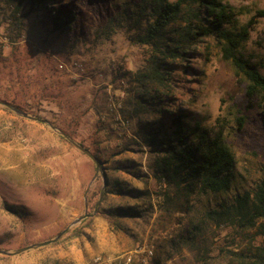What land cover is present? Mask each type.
Here are the masks:
<instances>
[{
  "label": "rangeland",
  "instance_id": "374dc122",
  "mask_svg": "<svg viewBox=\"0 0 264 264\" xmlns=\"http://www.w3.org/2000/svg\"><path fill=\"white\" fill-rule=\"evenodd\" d=\"M16 1L0 0V37L8 39L0 42V101L50 122L98 156L102 173L96 175L92 159L59 132L0 105V251L14 253L66 231L46 247L0 254V264L26 254L42 261L44 252L53 256L85 245L113 263L131 254L134 264H240L232 254L249 257L261 247L257 228L241 231L207 215L215 201L253 189L264 166L261 110L245 103L250 82L225 58L219 42L201 38L200 52L183 63L192 71L178 70L172 86L175 108L182 104L190 126L226 128L237 182L230 194L213 197L188 193L184 184L160 185L157 158L141 142L142 129L159 118L148 101L171 94L138 81L155 55L134 43L141 26H133L140 0L117 8L75 0L78 22L68 36L54 33L43 15L24 17L26 5L16 13ZM220 1L234 14L233 24L225 27L235 36L247 31L237 54L264 76V17L259 16L264 0ZM157 55L168 64L182 63ZM62 63L81 67L61 71ZM126 121L130 127L123 125ZM117 183L125 191L117 192ZM126 189L146 195L132 196ZM122 207L139 208L143 216H109Z\"/></svg>",
  "mask_w": 264,
  "mask_h": 264
},
{
  "label": "trees",
  "instance_id": "16d2710c",
  "mask_svg": "<svg viewBox=\"0 0 264 264\" xmlns=\"http://www.w3.org/2000/svg\"><path fill=\"white\" fill-rule=\"evenodd\" d=\"M75 0H17L13 9L20 13L28 6V13L43 15L54 33L68 36L78 22ZM101 5L115 8L124 5L127 0H89ZM133 26L141 22L139 33L134 37V43L150 48L155 55L149 59L145 71L141 72L139 82L150 83L163 88L161 96L152 97L147 106L159 118L147 124L141 133V142L150 148L156 156L155 178L160 185L173 182L179 187L184 184L188 193L198 192L213 197L230 194L237 182L236 160L226 144V128L219 124L211 130L202 129L198 124L190 126L187 120L189 114L174 102L172 89L174 76L178 70L183 74L191 72L188 62L189 55L200 52V42L203 37H214L222 46L226 59H231L236 68L248 79L245 103L261 110V127L264 130V76L248 61L237 54L241 41L247 31L235 36L225 26L234 22L233 12L224 6L220 0H140L136 10ZM264 17V12L259 13ZM197 22V23H194ZM182 62L175 65L161 61L158 57ZM181 68V69H179ZM182 70V71H181ZM184 98H187L183 92ZM144 100H140L141 107ZM6 110L8 108L4 107ZM176 110V111H174ZM178 112V113H175ZM244 119H239V127L243 128ZM99 159V157L97 156ZM100 162V159H99ZM101 164V162H100ZM262 178L251 190L238 193L231 199L215 201V207L207 215L219 222H228L247 231L257 228L263 237V244L248 256L237 257L240 264H264V166ZM138 176L137 174H135ZM117 183V192L125 191ZM132 196H144L136 190L126 189ZM105 195V191L103 192ZM111 218H140L143 211L135 207H122L109 211ZM121 229L120 226H118ZM60 241L53 245L59 244Z\"/></svg>",
  "mask_w": 264,
  "mask_h": 264
},
{
  "label": "crops",
  "instance_id": "0c3cea01",
  "mask_svg": "<svg viewBox=\"0 0 264 264\" xmlns=\"http://www.w3.org/2000/svg\"><path fill=\"white\" fill-rule=\"evenodd\" d=\"M98 254L99 252L94 251L89 245H85L84 247L80 248L71 246L64 249L57 255L51 256V252L39 254L40 257H43L42 261H36L35 255L26 254L17 259H13L11 264H94V259L100 257ZM122 257L117 258V260L121 259ZM102 259L104 260L103 264H117L119 262L114 261L115 263H113V259H106L104 257ZM5 262L8 263V261Z\"/></svg>",
  "mask_w": 264,
  "mask_h": 264
},
{
  "label": "water",
  "instance_id": "95a60500",
  "mask_svg": "<svg viewBox=\"0 0 264 264\" xmlns=\"http://www.w3.org/2000/svg\"><path fill=\"white\" fill-rule=\"evenodd\" d=\"M0 105L10 109L11 111L15 112L17 115H20L22 117H25V118H28L30 120H33V121H36V122H39V123H42V124H46L48 125L53 131H56V132H59L65 139H67L72 145H74L77 149H79L82 153H84L85 155H87L88 157H90L92 159V161L96 164V175H98L99 173H102V169H101V166H100V163H99V159L94 156L88 149H86L85 147L79 145L78 143H76L73 139H71L68 135H66L65 133L63 132H60L57 127H55L54 125H52L50 122L46 121V120H43V119H38V118H33V117H30L28 116L25 112H23L20 108L18 107H15L11 104H8V103H5V102H1L0 101ZM101 202V201H100ZM100 202L98 204H100ZM98 208V206H97ZM85 218H87V216H84L82 217L81 219L77 220L76 222H74L72 226L74 225H77L79 222H81L82 220H84ZM66 233V231L60 233L54 240H51V241H47V242H44V243H39V244H35V245H31V246H28V247H25V248H22V249H19L17 250L16 252L14 253H9L7 251H0V254L2 255H20L22 253H25L27 251H30V250H33V249H36V248H42V247H46L52 243H54L55 241L59 240L64 234Z\"/></svg>",
  "mask_w": 264,
  "mask_h": 264
},
{
  "label": "built area",
  "instance_id": "2783aa9c",
  "mask_svg": "<svg viewBox=\"0 0 264 264\" xmlns=\"http://www.w3.org/2000/svg\"><path fill=\"white\" fill-rule=\"evenodd\" d=\"M0 42L1 43H8V39H1L0 37ZM76 67H81V65H67V64H64L62 63L60 66H59V69L61 71H68V72H72V69H75ZM123 85H125L124 82H122ZM123 125L125 127H130L131 126V122L130 121H126V122H123ZM147 255L149 256H152L153 255V251L150 249L148 250L147 252ZM119 262L117 264H134V257L133 255L129 254V255H126L125 257L121 258L118 260ZM104 263V260L100 257H97L94 259V264H103Z\"/></svg>",
  "mask_w": 264,
  "mask_h": 264
}]
</instances>
